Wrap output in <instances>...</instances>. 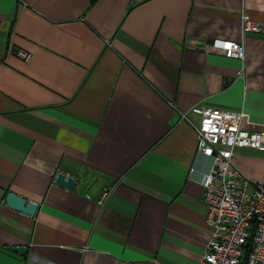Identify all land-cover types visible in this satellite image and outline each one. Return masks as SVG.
Segmentation results:
<instances>
[{"label":"crops","instance_id":"0c3cea01","mask_svg":"<svg viewBox=\"0 0 264 264\" xmlns=\"http://www.w3.org/2000/svg\"><path fill=\"white\" fill-rule=\"evenodd\" d=\"M243 15L264 25V0H0V247L26 248L0 264H200L213 160L190 109L264 132V33L242 34ZM233 164L248 193L264 182V152Z\"/></svg>","mask_w":264,"mask_h":264},{"label":"built area","instance_id":"2783aa9c","mask_svg":"<svg viewBox=\"0 0 264 264\" xmlns=\"http://www.w3.org/2000/svg\"><path fill=\"white\" fill-rule=\"evenodd\" d=\"M242 34L264 33V25L242 16ZM211 48L228 57L244 58L242 41L214 39ZM28 60L29 54L17 51ZM190 112L199 117L195 129L197 153L212 158L213 164L202 180L207 207L205 222L211 231L200 264H264V182L247 192L249 181L234 166L237 149L264 152V132L241 128L242 113L197 104Z\"/></svg>","mask_w":264,"mask_h":264},{"label":"water","instance_id":"95a60500","mask_svg":"<svg viewBox=\"0 0 264 264\" xmlns=\"http://www.w3.org/2000/svg\"><path fill=\"white\" fill-rule=\"evenodd\" d=\"M55 183L72 190L77 184V179L72 176L68 177L65 173H58L55 178ZM5 201L8 207L31 216L34 215L38 209V205L35 202L27 201L26 198L13 192H8L6 194ZM0 251L19 259L21 255L26 252V248L24 246L9 247L6 249L0 247Z\"/></svg>","mask_w":264,"mask_h":264},{"label":"trees","instance_id":"16d2710c","mask_svg":"<svg viewBox=\"0 0 264 264\" xmlns=\"http://www.w3.org/2000/svg\"><path fill=\"white\" fill-rule=\"evenodd\" d=\"M97 0H90L91 4H94Z\"/></svg>","mask_w":264,"mask_h":264}]
</instances>
